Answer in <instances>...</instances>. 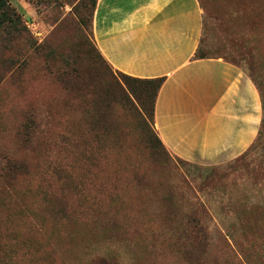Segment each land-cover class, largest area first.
I'll list each match as a JSON object with an SVG mask.
<instances>
[{
  "label": "rangeland",
  "instance_id": "374dc122",
  "mask_svg": "<svg viewBox=\"0 0 264 264\" xmlns=\"http://www.w3.org/2000/svg\"><path fill=\"white\" fill-rule=\"evenodd\" d=\"M91 1L6 0L0 13V169L25 166L0 175V264H199L192 221L207 264H264V111L238 159L175 157L150 139L149 103L125 100L113 69L93 70ZM199 2L201 53L264 92V0ZM76 56L84 80L66 86L62 58ZM93 74L119 98L91 129Z\"/></svg>",
  "mask_w": 264,
  "mask_h": 264
},
{
  "label": "crops",
  "instance_id": "0c3cea01",
  "mask_svg": "<svg viewBox=\"0 0 264 264\" xmlns=\"http://www.w3.org/2000/svg\"><path fill=\"white\" fill-rule=\"evenodd\" d=\"M203 23L199 0H97L92 32L114 71L164 79L153 129L169 153L217 167L238 159L255 142L262 104L241 67L196 57Z\"/></svg>",
  "mask_w": 264,
  "mask_h": 264
},
{
  "label": "trees",
  "instance_id": "16d2710c",
  "mask_svg": "<svg viewBox=\"0 0 264 264\" xmlns=\"http://www.w3.org/2000/svg\"><path fill=\"white\" fill-rule=\"evenodd\" d=\"M6 0H0V13L4 11L7 8ZM97 0L91 1V7L92 12L90 16L93 17L94 11L96 9ZM92 21V19H91ZM93 52V70L97 69L101 70V64L105 65L106 69L108 68L112 69V67L109 65V63L105 60V58L101 55L98 48L93 44L90 51H87L86 55L90 56V53ZM196 57L199 59H205V58H213V57H207L204 54L201 53V49L199 47ZM77 59L78 56H76V59L72 62L66 60V58H62V61L64 62L65 70L61 73L63 79H65V85L68 86L72 84V82H75L77 80H84L82 72L77 68L74 67L77 65ZM233 64V63H232ZM235 65V64H234ZM97 70V71H98ZM109 71V70H108ZM117 72V71H116ZM100 73L102 75H106L107 72L101 70ZM119 77L121 78V82L125 86V91L121 90L123 95V98L127 100L128 102L132 103L131 99L139 104V106L143 109L145 105V101L147 104L150 105V113H149V119L151 122H153V109L155 104V99L157 97V94L164 82V79H138L134 78L125 74H122L120 72H117ZM95 76L93 74V109L94 111L98 112L97 117L95 118L94 122H90L89 125H91V129H93V126L97 127L98 125L102 124V119L104 116H106L107 111L109 108H111L112 105L115 104V101L118 100V94L115 91L114 83L112 80H102L100 82L95 83ZM251 78V77H250ZM115 82L116 87L121 88V84ZM258 86V85H257ZM256 86V87H257ZM261 104H262V110L264 111V92L259 87H257ZM126 92V93H125ZM133 104V103H132ZM33 125L30 123V126ZM29 125H26L25 129H32ZM151 137L150 139L154 140L161 148L166 149L161 140L158 138L157 134L155 133L154 129L151 130ZM25 169V166L23 163L16 161V160H8L5 159L3 166L1 167V178L3 180H14L23 170ZM192 228L193 230H196L194 234V242L192 243V251L191 255L193 257V260L197 263L207 264L206 261L202 260L204 258V250L208 246V237L206 232H204V228L202 226H199L197 222L192 221ZM198 228V229H197Z\"/></svg>",
  "mask_w": 264,
  "mask_h": 264
}]
</instances>
